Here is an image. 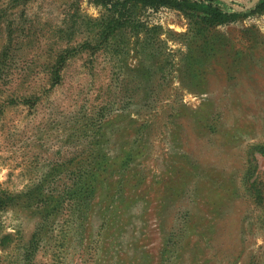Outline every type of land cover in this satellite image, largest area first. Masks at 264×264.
Returning <instances> with one entry per match:
<instances>
[{
  "label": "rangeland",
  "instance_id": "1",
  "mask_svg": "<svg viewBox=\"0 0 264 264\" xmlns=\"http://www.w3.org/2000/svg\"><path fill=\"white\" fill-rule=\"evenodd\" d=\"M136 15L97 45L93 0H0V264H264V13Z\"/></svg>",
  "mask_w": 264,
  "mask_h": 264
},
{
  "label": "trees",
  "instance_id": "2",
  "mask_svg": "<svg viewBox=\"0 0 264 264\" xmlns=\"http://www.w3.org/2000/svg\"><path fill=\"white\" fill-rule=\"evenodd\" d=\"M95 4L100 5L104 9L102 16L96 23L97 45L108 42L111 38L116 42H121V36L126 32L133 35H139L141 32L150 33L156 27L148 28L136 15L138 8L158 9L161 6L170 7L181 11L194 27L196 33H203L205 29L220 24H226L252 14L264 13V0H258L248 10H237L222 0H93ZM155 33V32H153ZM58 76L59 73L55 72ZM258 151L264 153V148H258ZM100 171L90 170L88 173V182L86 187V198L92 191L93 183L98 179ZM256 165H250L246 172V188L254 200L260 204L264 203V184L256 180ZM10 196L0 197V203H10ZM86 201V200H84ZM81 203V205H85ZM7 205V204H6ZM47 204H41L39 207L47 209ZM44 218L46 216L44 215ZM37 233H33L32 238L28 242L27 257L35 248V237ZM8 235L1 238L2 245L5 243ZM5 240V241H4Z\"/></svg>",
  "mask_w": 264,
  "mask_h": 264
},
{
  "label": "water",
  "instance_id": "3",
  "mask_svg": "<svg viewBox=\"0 0 264 264\" xmlns=\"http://www.w3.org/2000/svg\"><path fill=\"white\" fill-rule=\"evenodd\" d=\"M255 1H257V0H255Z\"/></svg>",
  "mask_w": 264,
  "mask_h": 264
}]
</instances>
